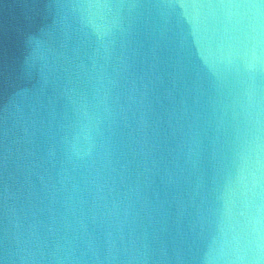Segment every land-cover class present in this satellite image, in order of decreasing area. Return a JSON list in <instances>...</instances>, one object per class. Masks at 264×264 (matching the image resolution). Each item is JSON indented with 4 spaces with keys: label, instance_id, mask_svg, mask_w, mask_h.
<instances>
[{
    "label": "water",
    "instance_id": "1",
    "mask_svg": "<svg viewBox=\"0 0 264 264\" xmlns=\"http://www.w3.org/2000/svg\"><path fill=\"white\" fill-rule=\"evenodd\" d=\"M0 264H264V0H0Z\"/></svg>",
    "mask_w": 264,
    "mask_h": 264
}]
</instances>
